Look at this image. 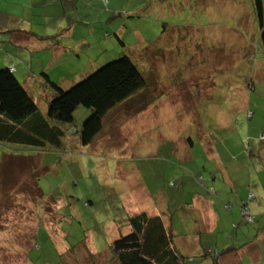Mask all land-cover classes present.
<instances>
[{"label": "rangeland", "instance_id": "obj_1", "mask_svg": "<svg viewBox=\"0 0 264 264\" xmlns=\"http://www.w3.org/2000/svg\"><path fill=\"white\" fill-rule=\"evenodd\" d=\"M100 3L94 18H78L79 81L66 88L121 55L146 85L108 113L90 145L79 140L91 114L83 107L63 126L60 148L0 140V173H14L16 187L1 193L0 264H116L111 245L144 212L171 229L184 264H211L239 246L243 264H264V49L254 0ZM37 103L46 116L42 92ZM28 173L43 195L19 187Z\"/></svg>", "mask_w": 264, "mask_h": 264}, {"label": "trees", "instance_id": "obj_2", "mask_svg": "<svg viewBox=\"0 0 264 264\" xmlns=\"http://www.w3.org/2000/svg\"><path fill=\"white\" fill-rule=\"evenodd\" d=\"M254 4L264 49V0H254ZM42 76L45 85L53 91L46 116L40 113L37 103L15 74L8 68L0 69V140L41 148H46L50 141L60 148L64 145L63 126L71 125L76 112L83 107L91 114L81 126L79 140L85 146L90 145L103 130L108 113L146 85L127 55L101 66L70 88L61 87L46 73ZM30 184L43 195L35 175ZM128 222L131 232L111 245V263L184 264L187 260L174 246L171 229L161 217H150L144 212L129 218ZM213 261L217 264L216 257Z\"/></svg>", "mask_w": 264, "mask_h": 264}, {"label": "crops", "instance_id": "obj_3", "mask_svg": "<svg viewBox=\"0 0 264 264\" xmlns=\"http://www.w3.org/2000/svg\"><path fill=\"white\" fill-rule=\"evenodd\" d=\"M98 1L103 6V0ZM95 2L96 0H0V69H10L36 103L40 92L46 95L47 106L53 96V91L45 85L42 73H46L53 82L63 88L79 81L73 80L76 74L71 66L75 62L73 54L79 50V41H76L74 36L77 33L79 16L87 18L88 12H91L94 18ZM83 24L89 25L84 22ZM69 54L72 55L70 61L65 57ZM47 58L49 60H46ZM65 62L66 68L72 72L64 68ZM88 71L87 76L92 73L90 69ZM77 73L79 76V72ZM83 76L87 77L85 74ZM37 105L39 108L38 103ZM7 153L3 151L2 159L6 158ZM7 163L12 164V159ZM24 174L27 173L19 175ZM32 176L33 173H28L23 177V183L19 187L30 186ZM13 181L14 173H0V196L1 193L13 195L16 192ZM237 189L235 187L234 191L239 193ZM218 223L222 226L221 220ZM261 243H264V239ZM240 247L224 250L221 255L216 256L217 264H243L239 258L242 252ZM200 248L205 252L202 244ZM252 250L247 256L255 263L259 262L260 252ZM211 264H214L213 259Z\"/></svg>", "mask_w": 264, "mask_h": 264}, {"label": "built area", "instance_id": "obj_4", "mask_svg": "<svg viewBox=\"0 0 264 264\" xmlns=\"http://www.w3.org/2000/svg\"><path fill=\"white\" fill-rule=\"evenodd\" d=\"M103 1H104L105 3H107V0H103ZM244 212H245V215L251 216L250 213L248 212V210L245 209ZM248 216H247V217H248Z\"/></svg>", "mask_w": 264, "mask_h": 264}]
</instances>
